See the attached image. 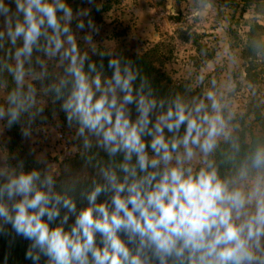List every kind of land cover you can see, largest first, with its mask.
Here are the masks:
<instances>
[{
    "label": "clouds",
    "instance_id": "1",
    "mask_svg": "<svg viewBox=\"0 0 264 264\" xmlns=\"http://www.w3.org/2000/svg\"><path fill=\"white\" fill-rule=\"evenodd\" d=\"M93 8L0 0V122L29 138L46 97L91 169L80 186L43 157L28 170L0 161V232L30 241L33 264H264V137L234 135L215 82L158 97L131 60L97 47Z\"/></svg>",
    "mask_w": 264,
    "mask_h": 264
},
{
    "label": "rangeland",
    "instance_id": "2",
    "mask_svg": "<svg viewBox=\"0 0 264 264\" xmlns=\"http://www.w3.org/2000/svg\"><path fill=\"white\" fill-rule=\"evenodd\" d=\"M96 2L101 10L93 8L91 15L99 27V35L94 37L97 46L115 54L120 50L141 53L158 44V68L174 80H187L202 94L215 82L216 90L234 113L231 123L245 113V126L258 132L257 123L247 111L253 104L264 111V57L251 61L243 56L252 22L261 25L259 35L264 46V12H256L255 4L244 6L239 0ZM42 100L45 111L31 125V136L25 139L18 125V140L35 162L41 157L49 161L59 178H91V170L74 165L79 152L75 128L62 125L57 114L49 112L47 98ZM15 153L0 122V161L17 166Z\"/></svg>",
    "mask_w": 264,
    "mask_h": 264
},
{
    "label": "trees",
    "instance_id": "3",
    "mask_svg": "<svg viewBox=\"0 0 264 264\" xmlns=\"http://www.w3.org/2000/svg\"><path fill=\"white\" fill-rule=\"evenodd\" d=\"M244 6L247 4H255L256 12H264V0H239ZM75 3H79L75 0ZM261 7V8H259ZM261 25L256 22H252L249 25L246 45L244 48L243 56L253 61L259 57H264V46L260 40ZM101 51L107 52L103 46H97ZM114 56L121 57L123 60H131L134 67L140 72V74L146 78L151 88L154 90L158 97L172 98L176 95H181L187 100H191L192 97L202 96V91L198 87H192L187 80H174L165 74L160 68L156 66L158 59V44L154 43L152 46L147 48L141 53H130L125 50L117 51ZM94 60H99L98 57H93ZM105 71L110 72L107 69V57L104 59ZM249 67L245 69V75L248 76ZM254 74L252 73V76ZM48 110L50 113H56L61 124L66 126L67 123L64 118V113L59 110L58 104L49 103ZM248 114L252 115V120L258 125V132L254 133L244 124L245 113L237 116V122L231 123V128L234 135L240 137L242 141H252L256 137H264V111H262L258 106L253 104L247 111ZM75 128V127H74ZM6 133L12 144V146L17 150L15 153L16 159L20 162H24V167L26 170L33 167H37V163L33 160L32 156L18 140V125H14L11 129L6 128ZM74 140L79 148V152L75 155L74 165L82 167L87 170H91L90 166L84 161L86 153L82 148V142L76 136ZM62 179V178H60ZM91 178L79 179L80 186H85ZM77 208H82L87 205V200L82 199L79 195V188L75 193ZM104 196L98 197V200H103ZM63 211L61 216H63ZM75 222V214L69 216L68 223L64 225L65 229L68 230L71 225ZM2 223V222H0ZM60 223L59 218L52 223L51 226H56ZM5 232H0V264H5V258L7 257V264H33L29 259L25 258L26 250L30 244V241L25 240L20 236H16L11 228L10 224L4 225ZM7 233V234H5ZM46 258H41V264H44Z\"/></svg>",
    "mask_w": 264,
    "mask_h": 264
}]
</instances>
